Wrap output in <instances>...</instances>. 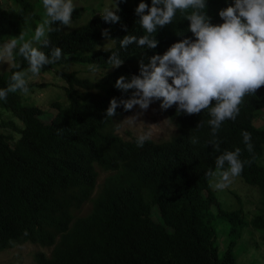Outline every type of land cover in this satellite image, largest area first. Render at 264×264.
I'll return each mask as SVG.
<instances>
[{
	"label": "trees",
	"instance_id": "obj_1",
	"mask_svg": "<svg viewBox=\"0 0 264 264\" xmlns=\"http://www.w3.org/2000/svg\"><path fill=\"white\" fill-rule=\"evenodd\" d=\"M132 1L117 0L118 22H106L98 15L65 33L57 22L59 31L48 34L51 44L42 50L50 55L52 48L60 47L62 58L40 72L59 74L66 96V103L51 102L55 112L48 122L41 117V107L23 103L31 99L22 91L0 100V108L22 122L13 145L0 132V251L25 242L53 246L50 255L35 252L37 264H248L239 262L235 245L238 233L247 226L261 230L264 237V167L258 162L264 150V125L254 124L256 110L264 109V86L243 98L236 120L224 121L215 136L207 124L211 119L208 110L178 114L173 105L166 112L179 127L169 139H149L138 147L137 136L122 137L114 123L130 110L120 105L111 118L106 110L113 98H131L134 89L123 91L115 86L116 80L121 75L127 80L139 75L141 61L149 64L153 55H163L173 43L196 39L191 22L177 12L172 23L157 27L156 48L133 43L121 49L119 41L124 36L144 34L135 12L141 0ZM39 2L43 5V0ZM143 2L151 7V0ZM205 2L203 12L209 22L221 24L219 12L235 0ZM80 15L81 7L76 5L72 20ZM39 17L33 0H0V45L21 32L26 33L25 40L30 39ZM105 29L108 37L102 35ZM107 40L111 46L104 45ZM112 52H119L121 66L107 63ZM11 64L0 73V89L11 83L14 72L29 67L18 49ZM80 65L107 72L101 80L92 81L88 72L82 75L77 68L69 69ZM33 85L29 80L28 93ZM201 121L204 126L197 128ZM6 122L11 127L18 125ZM244 131L251 134V152L243 141ZM192 137L198 143H191ZM214 139L220 142L219 152L209 143ZM236 148L241 149L242 161H251L239 176L256 185L260 193L259 212L250 221L242 207L228 208L207 184L210 176L206 173L216 169V158ZM97 167L109 173L93 198L92 209L75 217L73 210L96 188ZM216 218L225 222L232 238L223 249L216 241ZM256 258L251 264H264V253L261 260Z\"/></svg>",
	"mask_w": 264,
	"mask_h": 264
},
{
	"label": "clouds",
	"instance_id": "obj_2",
	"mask_svg": "<svg viewBox=\"0 0 264 264\" xmlns=\"http://www.w3.org/2000/svg\"><path fill=\"white\" fill-rule=\"evenodd\" d=\"M43 7L46 10L45 18L36 27L30 39L25 40L26 33L21 32L18 37H12L0 45V61L12 59L14 50L18 49L19 54L29 65L27 71L13 73L11 83L0 89V100H6L9 93L18 90L27 94L28 74L39 75L45 65L54 64L62 58L60 47L52 48L50 55L42 49L51 44L48 34L59 31L57 22L61 25H72V13L76 5L73 0H43ZM205 7V0H151V7L141 0L135 12L140 17L138 22L144 34L140 37L124 36L119 41L121 49L126 50L133 43L139 47L156 48L158 41L154 34L157 27L172 23L177 12L191 22L190 31L196 39L184 38L173 43L163 55H153L149 64L141 61L140 74L133 75L130 80L121 75L115 86L123 91L129 89L134 91L129 99L117 101L113 98L110 101L106 110L108 118L116 115V109L120 105H123L126 111L136 105L142 110H147L153 100H161L162 109L167 111L176 105L178 114L183 112L192 115L200 113L201 110H208L211 119L207 124L211 127L213 136L224 121L236 120L243 98L246 95H254L261 86H264V0H235L233 6L219 12L223 20L221 24L209 22V18L203 12ZM118 11L117 0H113L110 5L104 7L101 16L106 22H118L120 20ZM54 24L58 27H52ZM102 35L108 37V30L105 29ZM107 63L112 67H119L123 60L119 52H112ZM90 67L93 71L96 70L95 66ZM138 115L140 113L129 117V124H135ZM168 117L175 122L178 129L179 123L169 115ZM203 126L204 122L201 121L197 128ZM242 136L247 150L251 152L253 150L251 134L244 131ZM149 139L153 142L167 140H154L151 133L146 132L137 136L136 144L143 147ZM191 143H198L197 138L192 137ZM209 143L215 151H220L218 140L214 139ZM240 156L241 149L236 148L234 151L225 150L216 158V171L209 170L206 173L210 178H219L213 185L215 189L222 190L228 187L232 178L242 173L244 165L251 163L242 161ZM207 184L208 189L212 191L209 181ZM221 244L223 249L227 243ZM33 259L37 264L34 255Z\"/></svg>",
	"mask_w": 264,
	"mask_h": 264
},
{
	"label": "rangeland",
	"instance_id": "obj_3",
	"mask_svg": "<svg viewBox=\"0 0 264 264\" xmlns=\"http://www.w3.org/2000/svg\"><path fill=\"white\" fill-rule=\"evenodd\" d=\"M39 11L38 23L41 24L45 18L46 10L39 0H33ZM113 0H73V3L81 7V15L79 18L72 20L71 26L60 25V31L62 33L76 29L81 25L87 23L95 16L101 15L105 6L110 5ZM132 3L133 1L130 0ZM105 46H111L110 41H106ZM11 61H0V73L8 71L11 67ZM79 69L82 75L87 72V77L92 81H97L103 77L107 72L104 68H96L95 71L90 66H69V69ZM29 80L35 85L32 86L31 92L27 95L28 100L23 99V103L33 104L41 107L43 112L41 117L48 122L49 117L54 114V109L50 105L52 101H59L60 103H66V96L63 90L64 80L55 71L40 72L39 75L29 76ZM39 83H47L44 86L37 85ZM161 100H153L147 110L140 109L139 105H136L129 112L124 113L114 123L115 131L122 137L129 139L131 136H139L146 132L151 133V138L154 140H163L170 137L177 130V126L172 121L167 113L166 109L160 107ZM0 108V131L9 136L10 143L13 145L16 138L20 136L19 128L22 122L16 117H13L11 113L5 109ZM4 110V111H3ZM137 116L135 124H129L128 118ZM257 117L254 119V124L257 126L264 125V110L258 108L256 110ZM262 114V115H261ZM261 115V116H260ZM13 121L19 125L9 126L6 121ZM260 165L264 167V150L261 157L258 159ZM98 178L97 185L92 193L91 197L79 208L73 210L75 217L87 214L93 205V198L100 189L103 179L108 174L107 171L100 167H97ZM216 171V169L214 170ZM218 177H211L209 180L210 188L216 194H218L228 208H243L244 216L247 221L259 212L257 211L258 201H260V193L256 185H251L245 182L240 176L232 178L231 184L218 190L214 188V184L218 181ZM260 205V204H259ZM153 218L156 220L157 214H153ZM230 224V223H227ZM213 227L215 229V235L217 242H221L224 245L228 243L232 238L227 234V226L225 222L215 219L213 221ZM263 232L261 230H254L251 226H247L245 229L238 233L237 244L235 245V251L238 255L239 262L242 263H255L256 257L261 260V255L264 253ZM52 250V246H41L39 244H33L30 242L23 244H15L14 246L0 251V264H35L33 255L35 251H45L49 254ZM240 251V252H239Z\"/></svg>",
	"mask_w": 264,
	"mask_h": 264
}]
</instances>
